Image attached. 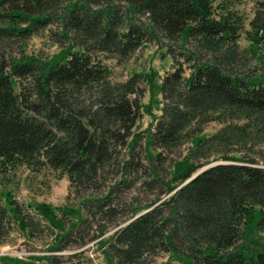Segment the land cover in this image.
<instances>
[{
    "label": "trees",
    "instance_id": "1",
    "mask_svg": "<svg viewBox=\"0 0 264 264\" xmlns=\"http://www.w3.org/2000/svg\"><path fill=\"white\" fill-rule=\"evenodd\" d=\"M240 1L0 0V182L20 166L48 168L68 178V197L82 198L87 218L100 217L98 236L118 226L120 193L146 173L136 154L121 157L135 148L129 140L144 91L142 75L113 82L103 57L127 60L155 41L173 63L161 77L162 107L148 139L158 152L148 158L170 162L171 182L146 213L116 231L107 255L116 264H144L161 252L184 264H264V248L246 243L252 231L264 230V78L235 71L244 22L232 7ZM54 23L67 43L58 54L15 56V38L24 43ZM250 24L251 39L263 40L264 18ZM211 122L222 127L204 136ZM216 161L223 163L193 177ZM104 189V197L94 195ZM4 201L0 239L1 223L8 226L10 217L30 234L37 223L23 216L10 192ZM28 207L55 228L64 225L59 213L77 214L43 202Z\"/></svg>",
    "mask_w": 264,
    "mask_h": 264
},
{
    "label": "rangeland",
    "instance_id": "2",
    "mask_svg": "<svg viewBox=\"0 0 264 264\" xmlns=\"http://www.w3.org/2000/svg\"><path fill=\"white\" fill-rule=\"evenodd\" d=\"M217 2H220V0H217ZM232 10L236 11L244 22L243 28L237 37L239 54L235 71L246 76L264 78V39L257 43L251 39L254 28L250 24L256 16L261 19L264 18V0H242L233 4ZM60 32L59 26L54 23L28 37L24 43L19 38H15V56L20 57L21 54H25L48 60L67 45L60 38ZM161 45L155 41L147 43L127 60H119L109 55L103 57L104 63L110 70L113 82L121 83L135 75H142L139 83L144 91L140 98L141 116L133 130V136L129 140L131 144L134 140L136 141L135 148L134 150L130 147L124 149L121 157L123 160H129L131 154H136L144 165L146 173L137 175V181H135L136 183L131 190L120 193L122 198L119 208L124 212L121 223L110 228L102 236H98L96 223L100 217L97 215L94 218H87L85 215L87 205H83L82 198H76L73 195L70 198L68 197L70 182L67 177H60L58 173L48 168L36 172L25 166H20L14 172L8 174V180L0 182V195L3 197L0 205L5 204V195L10 192L15 201L21 206L23 216L29 219L32 218L37 226L28 234L27 231L21 229L18 221L13 217H10L9 227L4 221L1 223L3 239H0V264H5L11 260L15 263L16 261H35L33 259L46 262L48 258L53 256L61 257V264H116L107 255L109 241H112L116 231L129 223L136 213L139 215L148 211L145 210V206L156 200L160 196V192L166 189L164 182H171L170 172L172 167L170 162L160 165L150 162L148 158L158 152V150L149 146L148 139L162 107V96L159 90L161 77L165 72L171 70L173 63L171 56L165 48L160 47ZM144 77H147V81ZM221 127V124L211 122L206 126L203 135L210 136ZM187 146L183 148L184 153H186ZM260 148L264 154L263 142ZM149 163L156 171H150ZM211 164L203 167L193 177L209 168ZM156 177L160 182H154ZM130 179L133 180V177H130ZM146 181H152L154 183L153 187L150 188L145 184ZM106 192V189H104L94 195L102 198L106 195ZM168 197L165 196L163 199ZM40 202L52 204L53 206L68 207L74 209L77 214L64 216L59 213L58 216L63 220L64 225L55 228L47 221L42 220L33 209L28 207L30 204ZM82 210L83 215L80 214ZM82 238H85V241ZM82 241L84 242L81 243ZM246 243L250 244L255 251L264 248V230L252 231L250 236L247 237ZM58 245L62 247L61 250L54 249ZM144 264H184V260L176 254L161 252L154 257L146 258Z\"/></svg>",
    "mask_w": 264,
    "mask_h": 264
},
{
    "label": "water",
    "instance_id": "3",
    "mask_svg": "<svg viewBox=\"0 0 264 264\" xmlns=\"http://www.w3.org/2000/svg\"><path fill=\"white\" fill-rule=\"evenodd\" d=\"M218 164H221V163H213V164L210 165V167L215 166V165H218Z\"/></svg>",
    "mask_w": 264,
    "mask_h": 264
}]
</instances>
